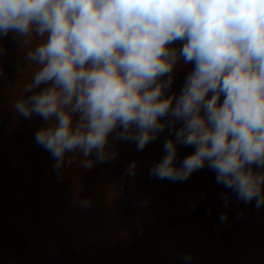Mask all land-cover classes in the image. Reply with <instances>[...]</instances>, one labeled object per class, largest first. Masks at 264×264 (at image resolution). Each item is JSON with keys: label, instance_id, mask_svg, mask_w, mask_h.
<instances>
[{"label": "clouds", "instance_id": "1", "mask_svg": "<svg viewBox=\"0 0 264 264\" xmlns=\"http://www.w3.org/2000/svg\"><path fill=\"white\" fill-rule=\"evenodd\" d=\"M9 33L37 40L14 111L44 121L34 140L53 171L70 154L86 170L113 160L118 141L143 151L167 129L150 176L184 182L207 167L225 208L229 192L264 206V0H0V37ZM181 62L193 70L169 95ZM178 146L195 150L181 160Z\"/></svg>", "mask_w": 264, "mask_h": 264}, {"label": "rangeland", "instance_id": "2", "mask_svg": "<svg viewBox=\"0 0 264 264\" xmlns=\"http://www.w3.org/2000/svg\"><path fill=\"white\" fill-rule=\"evenodd\" d=\"M192 70L182 62L174 68L169 95ZM26 87L0 83V264H264V206L229 192L225 208L227 190L207 167L184 182L149 175L165 154L167 129L143 151L118 141L113 160L86 170L84 158L70 154L53 171L55 161L34 140L44 121L14 111L13 93L23 99ZM194 150L178 146L179 159ZM133 161L137 172L128 176ZM85 199L90 206L80 205ZM220 206L225 222L222 213L210 216Z\"/></svg>", "mask_w": 264, "mask_h": 264}, {"label": "crops", "instance_id": "3", "mask_svg": "<svg viewBox=\"0 0 264 264\" xmlns=\"http://www.w3.org/2000/svg\"><path fill=\"white\" fill-rule=\"evenodd\" d=\"M36 43L35 38L21 41L19 38H14L12 33L0 37V83L3 82L6 88L23 86L24 89L25 85L31 83L37 66L26 60V54ZM22 94L14 92V100H19Z\"/></svg>", "mask_w": 264, "mask_h": 264}, {"label": "trees", "instance_id": "4", "mask_svg": "<svg viewBox=\"0 0 264 264\" xmlns=\"http://www.w3.org/2000/svg\"><path fill=\"white\" fill-rule=\"evenodd\" d=\"M221 204H222V203H220V205H221ZM223 211H224V209H222L221 206H220L219 208L212 209V210L210 211V216L215 217V216H217V215L223 213Z\"/></svg>", "mask_w": 264, "mask_h": 264}]
</instances>
